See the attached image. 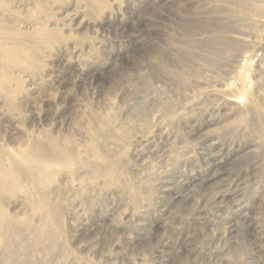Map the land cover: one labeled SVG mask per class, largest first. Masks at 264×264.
Returning a JSON list of instances; mask_svg holds the SVG:
<instances>
[{
    "label": "rangeland",
    "instance_id": "1",
    "mask_svg": "<svg viewBox=\"0 0 264 264\" xmlns=\"http://www.w3.org/2000/svg\"><path fill=\"white\" fill-rule=\"evenodd\" d=\"M0 264H264V0H0Z\"/></svg>",
    "mask_w": 264,
    "mask_h": 264
},
{
    "label": "bare ground",
    "instance_id": "2",
    "mask_svg": "<svg viewBox=\"0 0 264 264\" xmlns=\"http://www.w3.org/2000/svg\"><path fill=\"white\" fill-rule=\"evenodd\" d=\"M33 151H34V152L39 151V147L36 146V147L33 149ZM38 154H39V153H38ZM224 197H225V195H224ZM224 197H222V199H224ZM252 235H253V234H252ZM253 240L256 241V243H257V247H256V246H255V247L252 246V247L254 248V250H257V251L259 252V250H260L259 248H261V246H260V244H259V243H260V239H258V236H257V237L254 236ZM261 244H262V243H261ZM259 253H260V252H259Z\"/></svg>",
    "mask_w": 264,
    "mask_h": 264
}]
</instances>
